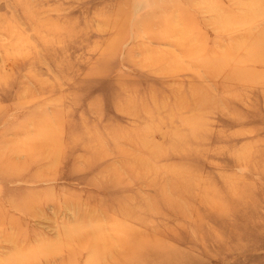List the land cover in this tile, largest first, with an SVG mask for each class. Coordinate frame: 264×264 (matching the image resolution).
<instances>
[{"label":"rangeland","instance_id":"obj_1","mask_svg":"<svg viewBox=\"0 0 264 264\" xmlns=\"http://www.w3.org/2000/svg\"><path fill=\"white\" fill-rule=\"evenodd\" d=\"M0 264H264V0H0Z\"/></svg>","mask_w":264,"mask_h":264},{"label":"bare ground","instance_id":"obj_2","mask_svg":"<svg viewBox=\"0 0 264 264\" xmlns=\"http://www.w3.org/2000/svg\"><path fill=\"white\" fill-rule=\"evenodd\" d=\"M75 229H76V228H75ZM75 229H74V230H75ZM85 231H86V230H85ZM80 234H81V233H80ZM76 235H77V234H76ZM73 236H74V235H73ZM73 236H72V237H73ZM77 236H78V235H77ZM80 236H81V235H80ZM100 236H101V235H100ZM82 237H83V236H82ZM82 237H81V239H82ZM73 238H75L76 240H77V238L79 239V237H73ZM71 240H72V239H71ZM74 241H75V240H74Z\"/></svg>","mask_w":264,"mask_h":264}]
</instances>
